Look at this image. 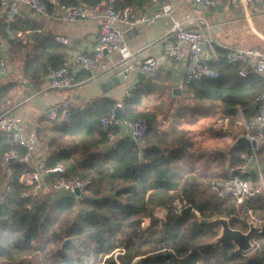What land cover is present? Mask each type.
<instances>
[{
  "label": "trees",
  "instance_id": "1",
  "mask_svg": "<svg viewBox=\"0 0 264 264\" xmlns=\"http://www.w3.org/2000/svg\"><path fill=\"white\" fill-rule=\"evenodd\" d=\"M59 1L64 5L103 2L106 7L139 11L159 0ZM42 2L50 5V0ZM8 26L0 2V38L16 49L20 42L9 37ZM19 29L25 27H12ZM45 57L43 50L41 58ZM63 65L62 57L56 56L49 67ZM47 66L32 74L48 73ZM210 66L220 77L187 86L180 97L178 117H197L207 105L223 102L225 116L236 117L240 108L249 119L251 102L262 92L263 78L257 74L242 78L239 65L229 64L225 57ZM31 69L28 64L26 70ZM138 95L125 101L121 119L147 121V142L142 147L130 137L105 147L109 139L101 119L117 106L109 98L72 109L69 123L50 124L42 134L41 142L49 151L48 166L60 163L67 178L89 180L91 197L54 200L47 191L38 200L22 199L19 178L23 167L11 164L12 191L0 209V264H264V237L257 239L258 249L245 254L233 243L213 244L222 227L212 222L229 218L233 229L246 232V221L239 215L249 210L264 215V195L250 197L239 208L233 201L219 198L206 187V174L188 165L193 155L185 145L163 143L155 115L137 110ZM209 111L207 107V113L201 115L208 117ZM122 131V127L116 130L117 134ZM66 137L69 142H64ZM6 151L0 135V159ZM243 151L233 146L213 153L226 161L230 155L234 168L242 162ZM3 179L0 168V184ZM45 183L49 187L52 177ZM252 184L260 186L256 175H252ZM178 200L193 211L178 213L174 206ZM146 221L149 224L144 226Z\"/></svg>",
  "mask_w": 264,
  "mask_h": 264
},
{
  "label": "built area",
  "instance_id": "2",
  "mask_svg": "<svg viewBox=\"0 0 264 264\" xmlns=\"http://www.w3.org/2000/svg\"><path fill=\"white\" fill-rule=\"evenodd\" d=\"M0 2L7 25L17 20L20 15V4L29 7L39 16L49 20H58L67 25L101 19L92 53L74 55L68 64L50 70L44 76V80L52 90H71L86 82L78 80V74L81 72L89 74L88 80H92L98 72L106 73L118 65H123L124 68L120 72L125 75L127 84L126 101L133 99L138 90L137 74L140 73L148 79L157 78L160 75V62L156 57H149L145 60L137 59L129 49L125 33L120 26L133 29L138 26L152 25L160 19L172 18L176 11L173 4H162L151 11L136 14L129 8L106 7L103 2L79 5H64L59 0H50V5L42 0H0ZM181 2L183 4L191 2L203 13L216 7L217 4L216 0H181ZM232 2H242L245 5L253 3L264 12V0H232ZM189 21L195 25L194 28H189L181 22H174L171 30L162 40L165 55L178 65H182L174 83V87L180 90L194 83L208 79L216 80L220 77L219 72L204 60L205 49L208 46L212 50V62H220L221 59L216 52V47L220 44L205 33L204 27L208 24L203 19L191 14ZM58 41L64 45L70 42L64 37L58 38ZM115 54L119 56L118 62L113 61ZM225 58L229 64L239 65V75L242 78L248 76L250 69L257 74H264V51L229 48ZM7 68V62L0 59V80L6 74ZM73 106L74 103L71 101L54 104L43 109L42 116L53 124L64 125L70 121ZM253 106L257 113L251 119L242 118L238 137L243 136L250 143L256 142V147L252 148L250 155L244 149L240 156L242 162L231 168L229 177L205 179L207 187L212 192L221 199L233 201L238 208L250 197L259 193L264 195V176L258 158L259 144L264 136V88L254 99ZM123 107L124 104L117 105L101 119L102 131L109 139L107 148L114 146L124 137L132 138L139 147L144 146L149 129L147 121L145 119L130 122L117 120V108L123 109ZM123 124L126 125L125 130L131 131V136L122 137V133L117 134V128L122 127ZM0 135H3L4 144L7 147V151L0 159V168L4 176L0 184V209L12 191L10 183L11 164L13 163L23 167L19 178L24 188L21 193L22 199L38 200L44 197L47 191L54 200L73 198L77 201L92 196L89 192L91 184L89 180L79 177L67 178L66 168L60 163L53 167L48 166V159L36 152V139L27 135L26 127L16 119L13 115V108L8 105H0ZM252 175L259 178V188L252 184ZM48 176L52 177L49 187L45 183ZM77 192L80 193L79 196ZM174 206L178 213H182L187 208L186 203L180 200L176 201ZM239 219L245 220L246 224L248 220H251L256 227L254 247L248 253L254 252L259 248L257 239L264 237V215L249 210L247 214L240 213Z\"/></svg>",
  "mask_w": 264,
  "mask_h": 264
},
{
  "label": "crops",
  "instance_id": "3",
  "mask_svg": "<svg viewBox=\"0 0 264 264\" xmlns=\"http://www.w3.org/2000/svg\"><path fill=\"white\" fill-rule=\"evenodd\" d=\"M216 1V7L203 13L193 6L191 2L183 4L181 0H159L154 4L146 6L143 10L132 11L140 14L151 11L156 6L162 4H173L176 7V11L172 18L160 19L152 25L138 26L133 29L120 26L121 30L125 33V39L129 49L135 54L137 59L145 60L149 57L159 59L160 75L157 78L148 79L138 73L137 80L139 83L138 90L136 91L140 99L136 105L137 110L155 115L157 123H159L161 117L155 103L167 96L168 92L170 98L178 100L184 91L183 89L176 91L177 89L174 87L176 75L180 73L182 65H178L165 55L162 44L163 38L171 30L174 22H181L189 28H194L195 25L189 21L191 14L203 19L208 24V26L204 27L205 33L220 44L216 47V52L220 59L226 55L222 52H227L229 48L264 51V12L253 3L245 5L242 2L234 3L232 0ZM19 9L20 15L12 27L14 25L16 28L22 26L25 29L16 31L12 30V27L9 25L7 33L11 39L17 38L20 44H17V48L14 49L11 48L8 41L0 38V57L8 64L7 72L0 80V105H8L13 108V115L24 124L27 135L36 139V152L40 156L48 159L49 151L43 146L41 137L42 134L48 131L50 124L42 116V110L65 101L73 102L74 106L72 109H74L78 106L91 104L99 98H109L115 101L117 105L124 104L126 101V83L108 89L106 93L102 88L103 84L118 74L124 66L118 65L106 73L98 72L92 80H88L89 74L81 72L78 74V80L86 82L71 90L57 91L50 89L44 80V76L47 73H37L34 75L32 71L37 70L36 68L41 70V67H45L46 65H48L46 68L49 71L52 70L49 66L55 62L56 56H61L64 65H66L78 53L91 54L98 34V27L102 20L98 18L91 22L67 25L58 20H49L39 16L23 4L19 5ZM29 23L34 25L32 29L28 28L27 25ZM61 37L68 38L70 40L69 44L64 45L60 43L58 38ZM43 50L47 56L44 60L41 58ZM15 51H17V55ZM22 53L24 54L22 55ZM212 57V50L207 46L204 53V60L208 65L214 64ZM10 59L12 62L18 60L16 63L19 64V70L11 64ZM113 61H119L117 54L113 56ZM28 64L33 66V69L29 72L26 70ZM250 74L257 73L250 69L248 76ZM257 75L263 78V86L261 89L263 90L264 74ZM253 101L251 102V115L249 119L253 118L257 113V110L253 106ZM239 110L241 112L237 116L241 117V119L243 117L248 119L243 110L240 108ZM221 113L222 111L215 115L219 116ZM37 128H39L40 139L36 137ZM227 133L225 128L220 129V132H218V134ZM231 133L235 136L231 143V147H233L240 133H237V131V134L233 131ZM121 135L122 137L131 136V131L123 129ZM63 140L64 142L70 141L67 137ZM105 147L107 148V146ZM105 147L102 149H105ZM260 153L264 154V136L260 141L258 151L259 165L263 171L264 158L262 159L260 157ZM190 159L189 166L195 164L202 173L206 174L209 171L211 172V174H206L205 179L212 177L227 178L231 175L230 155H228L227 161L221 159L223 161L221 163L222 173L219 174L214 172V165L217 162H214L210 166H205L203 169L201 167L202 160H198L196 156H192Z\"/></svg>",
  "mask_w": 264,
  "mask_h": 264
},
{
  "label": "rangeland",
  "instance_id": "4",
  "mask_svg": "<svg viewBox=\"0 0 264 264\" xmlns=\"http://www.w3.org/2000/svg\"><path fill=\"white\" fill-rule=\"evenodd\" d=\"M23 54L24 53H22V55ZM17 61L18 60H16V62ZM10 62L18 70L20 69L18 63L12 62L11 59ZM171 94H173V92H171ZM168 95L169 92L162 100H158V102L155 103L161 117L159 123H157V129L159 130L163 143L169 146L174 144L185 145L193 156H196L200 161L202 160L201 167L203 169L205 166H210L214 162H217V164L214 165V172L217 174L222 173L221 163L223 161H221L219 156L214 155L213 151L226 150L231 147V143L235 137L231 131L235 133L236 131L237 133L239 132L240 123L242 121L241 117H228L225 116L223 112L221 115L219 114V116H216L215 114L222 111V107L224 106L223 102H215L214 104L204 107V110L201 112L202 115L207 113V107L211 109V112L209 111L211 114H209L210 116L208 117L203 118L201 114L197 115V117H192L191 115L187 117H178V112L180 110L179 102L182 98L176 100L170 98ZM48 124H51V122ZM222 128H225V131L228 133L218 134ZM260 157L263 159L264 154L260 153ZM192 166L200 171L197 165L194 164ZM206 174H211V172L209 171ZM205 185L207 187L206 183ZM148 224V221H146L144 226Z\"/></svg>",
  "mask_w": 264,
  "mask_h": 264
},
{
  "label": "water",
  "instance_id": "5",
  "mask_svg": "<svg viewBox=\"0 0 264 264\" xmlns=\"http://www.w3.org/2000/svg\"><path fill=\"white\" fill-rule=\"evenodd\" d=\"M10 27H12L13 22L9 24ZM123 73H118L114 75L112 78H110L109 81H107L105 84H103L102 88L103 91L106 93L108 89H112L114 87H117L121 84H125V78ZM176 91H180V89H177ZM122 109L117 108V120H122ZM123 129H126V125H122ZM36 137L37 139H40L39 135V128L36 129ZM235 146L241 147L243 149H246L248 154L250 155L252 152V148L256 147V142L250 143L248 140L245 139V137L240 136L237 138L235 142ZM80 193L77 192V196H79ZM193 211L192 207H187L183 213H191ZM212 222L218 223L222 229L218 237L213 241V244H224V243H233L239 252L242 253H248L250 252L253 247V240L256 233V227L254 223L251 220L247 221L248 230L246 232L233 229L230 225V219L229 218H216ZM203 224L208 223L207 220H202ZM69 242L67 240L64 243V246ZM139 261V260H137ZM137 261L135 263H137Z\"/></svg>",
  "mask_w": 264,
  "mask_h": 264
}]
</instances>
